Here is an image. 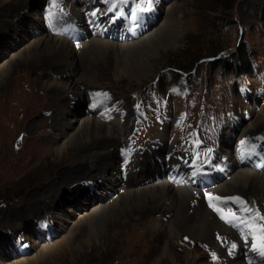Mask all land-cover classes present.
Wrapping results in <instances>:
<instances>
[{"label": "rangeland", "instance_id": "obj_1", "mask_svg": "<svg viewBox=\"0 0 264 264\" xmlns=\"http://www.w3.org/2000/svg\"><path fill=\"white\" fill-rule=\"evenodd\" d=\"M103 1L94 2L100 8L98 13L101 14L107 11ZM78 2L81 3L82 0H63L74 20L78 22L84 18L93 20L87 8L79 17L72 15L74 5L71 3ZM124 3L134 4V1L126 0ZM169 3L177 7L176 17L180 22L182 37L176 44L159 52L153 63L155 71L159 73L142 81L141 84L113 82L110 76L100 79L101 85L107 88L108 93L110 91L112 97L121 96L120 103L122 100L125 101L128 105L127 110L135 112L127 122L128 130L124 136L122 135L120 143L115 148L109 147L108 150L116 149L120 159L128 156L134 163L133 155L137 153L140 155L139 158H142L144 152L152 150V146L159 144L161 134L166 128L169 130L176 128L178 135L173 147L177 152L198 150L202 156L199 162L205 160L213 166L215 165L213 158L215 155L219 156V149L225 153L227 148H231L237 167L254 169L264 174V123L260 122L257 128L247 133H242L241 129L252 117L262 118L260 111L264 108V0H234L232 8L228 11L223 9L220 0H152L149 6L154 5V9L150 13L144 14L137 8L136 11L139 13L133 19L119 14L112 15L111 19L121 16L119 20L122 23L132 26L143 18H157L161 12L157 7L160 5L163 10ZM45 4L44 1L38 8L29 4L24 14L33 19L38 12L36 17L44 24L41 8L45 7ZM74 7L76 11V6ZM32 11H35L34 15L30 14ZM158 21L159 18L156 24ZM25 28L28 29L24 26ZM43 28L45 30H42V34L51 35L52 31H49L47 26ZM62 37L71 40L70 35ZM108 40L125 42L133 39L108 38ZM239 42L244 46L251 62L246 74H241L237 69L239 66L237 55H241L236 50ZM13 43L7 41L9 45ZM5 47L0 45L1 51ZM216 54L214 60L204 64ZM4 58L0 56V65ZM193 69H196L193 73L185 75ZM178 70L183 72L180 73ZM50 77L60 79L59 75H51L48 72L46 75L41 70H16L12 73L10 82L1 86L0 250L3 249L5 255L0 251V264L17 262L20 264L24 259L33 258L40 253L46 243L51 245L60 243L76 225L77 231L68 245L62 244L61 248L51 253H40L31 264H222L217 250L221 245L224 246L225 241L223 236L217 233L211 242L193 241L185 235L171 238L167 231L158 232L146 228L145 220L143 223L128 221L124 229L116 234L114 232L108 234L98 226L96 233L101 236L96 239L94 234L82 226L83 217L88 213L86 206L93 208L96 205V196H92L99 193V187L94 191L90 186L86 189L87 185L93 182L82 180L84 177H92L88 173H79L82 179L80 176L75 177L73 179L75 182L67 185L68 189L66 185L60 187L65 190L64 195L57 199L58 206L55 209L61 214V219L55 217V225L60 227V231L50 239L45 238L46 221L50 217L45 210L41 213L39 209H34L26 197L53 182L61 170L67 169L71 173L70 170H73L72 164L67 167L65 156L58 157L57 131L50 127L51 118L47 125L43 124L38 131L36 128H29L30 123L41 125V117L48 118L54 115V108L47 95L45 96L44 89V84ZM83 95L81 103L85 104L88 100L86 95ZM85 107L83 113L86 115L99 117L98 119L104 123L109 122L104 118L105 115L102 114L103 117L95 112L94 107L89 105ZM230 124H233L231 142L225 138L226 127ZM255 131L259 133L251 135ZM241 141L246 143L241 144ZM253 145L256 147L253 148ZM208 149L212 151L208 152ZM224 157L222 154L219 161H223ZM167 160H172V155ZM86 162L89 168L94 163ZM129 168L123 175L122 183L129 179L128 175H132L130 172L136 171L137 175V171H140L139 167L132 171ZM174 169L181 171L179 166H175ZM207 172V179L218 178L217 173H209V170ZM186 173L193 179L204 176L200 172L194 173L190 166ZM139 176L142 177V174ZM135 178L130 185L138 183ZM75 186H80L82 196H88L86 201L71 193V188ZM240 193L246 195L241 191ZM110 194L108 199L114 200ZM74 195L77 198H74ZM241 199L246 202L245 205L252 215L259 212L264 216V199L259 201L252 196H242ZM75 200L80 201L82 205L76 204ZM235 205L241 211L240 201H236ZM22 220L23 223L20 225ZM106 222L110 224L109 221ZM260 222L264 224V221ZM60 224H64L66 228L62 229ZM121 232L124 234H119ZM243 233L245 229L234 235V243L241 242L245 245L241 246V249L245 250L249 244L246 240L252 241L253 238ZM18 237L27 238L31 249L26 247L22 253L13 257L6 253L5 248L7 245L15 247L18 244ZM231 244L227 243V248H230Z\"/></svg>", "mask_w": 264, "mask_h": 264}, {"label": "bare ground", "instance_id": "obj_2", "mask_svg": "<svg viewBox=\"0 0 264 264\" xmlns=\"http://www.w3.org/2000/svg\"><path fill=\"white\" fill-rule=\"evenodd\" d=\"M44 1L48 0H0V45L6 46V50L1 51L0 48V56L5 57L0 65V96L2 85L10 82L12 73L16 70H41L46 75L48 72L60 76V79L50 77L44 84L45 96L47 95L54 108V115L48 118L41 117V125L29 124L30 129L36 128L38 131L43 124L47 125L51 118L50 127L57 131L58 157L65 156L67 167L73 165V170H70L72 173L67 169L61 170L53 182L26 197L34 209H39L40 212L45 210L50 217L46 221L45 238L50 239L60 231V227L55 225V217L61 219V214L55 211L58 206L56 202L65 191L60 187L74 183L75 177L81 178L82 175L79 173H88L92 177L81 178L83 181L93 180L86 189L90 186L94 191L99 187V193L92 196H96V205L93 208L86 206L88 213L83 217L82 226L94 234L96 239L101 236L96 233L98 226L108 234L113 232L116 234L124 229L128 221L143 223L146 220V228L158 232L167 231L171 238L185 235L193 241L211 242L216 233L222 235L225 243L217 250L222 264H264V258L258 250H252L251 243L247 244V250L240 249L241 246H245L241 242L236 243L235 249L227 248V243H234V235L244 230V225L237 217H245L244 214H247L243 210L245 204L241 205L240 211L235 205L236 201L228 198L252 196L259 201L264 199V174L254 169L237 167L231 148H227L225 153L219 149V156L215 155L213 158L215 165L210 166L205 160L199 162L202 156L198 150L177 152L173 147L178 135L177 129L166 128L157 146H152V150L144 152L142 158H139L140 155L137 153L132 156L134 163L127 155H122L127 158L120 159L116 149L108 150L109 147L115 148L120 143L123 134L128 130L127 122L135 112L127 110L128 105L125 101L122 100L120 103L121 96L112 97L110 91L108 93L107 88L101 85L100 79L110 76L113 82L122 81L129 85L131 82L141 84L142 81L156 76L159 71H155L153 63L159 52L176 44L182 37L175 4L169 3L163 10L159 5L157 9L160 8L161 12L156 11L160 16L156 18V21L159 18L157 24L152 20L138 25L133 32L138 36H129L126 28L121 25L113 27L111 24L112 15L134 12L135 10L131 9L133 3L120 4L119 2L123 0H106L111 8L107 19H101V14H98V7L93 0L71 3L76 6V11L74 6L72 8V15L79 17L86 8L95 15L93 23L84 21L80 23L81 26L75 25L70 20V14L56 15L45 5L41 11L52 22L48 27L53 31L51 35H44L42 30H45L43 27L46 25L41 24L40 19L36 17L38 12L30 13L35 14L33 19L24 14L29 4L38 8ZM144 9L141 10L143 13H150L154 5ZM24 26L28 29H24ZM57 26L62 30H69L73 36L83 35L84 38L79 42L68 41L55 32ZM111 36L133 40L125 42L108 40ZM7 41L14 43L9 45ZM97 93L101 95H95ZM105 93L107 95H103ZM83 94L89 101L85 104L81 103ZM86 105L94 107L95 112L105 115L106 117L102 116L109 122H101L99 117L83 113ZM260 115L262 118L252 117L248 122L246 121L241 128L242 133L257 128L260 122L264 123V108L261 109ZM232 125L226 127L225 138L229 142L232 141L233 136ZM258 133L259 131H255L251 135ZM222 154L225 157L220 162ZM170 155L172 160H167ZM86 161L94 163L89 168ZM175 166H179L181 171L175 170ZM188 166L194 170V173L209 170V173H220V177L209 180L204 175L193 179L186 173ZM137 167L140 170L137 171V175H135L136 171L130 172L132 175H128L129 179L122 183L125 171L128 168L132 171ZM139 174H142V177ZM134 178L139 184L130 185ZM151 179L153 181H150ZM145 181L146 183H143ZM71 189L72 194H77L78 198L86 201L88 196L84 197L80 194V186ZM240 191L246 195H242ZM109 194L114 200L108 199ZM77 196L73 197L77 198ZM216 197L220 199L217 200ZM75 201L79 206L82 205L80 201ZM252 216L257 218L256 214ZM159 218L160 222H158ZM106 221L110 224H106ZM236 222L239 227L233 226ZM22 223L23 220L20 225ZM258 223L261 224L260 221ZM60 225L61 228H66L64 224ZM77 227L76 225L62 238L61 244L46 243L40 253H51L61 248L62 244L68 245ZM255 232L259 236L260 229L256 228ZM119 234L122 235L124 232ZM39 237L43 238V236ZM255 242L259 245L258 239ZM26 247H29L27 238L18 237V244L15 247L7 245L5 250L7 249L6 253H10V256L15 257ZM0 251L5 255L3 249ZM40 253L31 259L22 260L20 264L35 262Z\"/></svg>", "mask_w": 264, "mask_h": 264}, {"label": "snow or ice", "instance_id": "obj_3", "mask_svg": "<svg viewBox=\"0 0 264 264\" xmlns=\"http://www.w3.org/2000/svg\"><path fill=\"white\" fill-rule=\"evenodd\" d=\"M146 3H151L152 0H145ZM147 10V9H144ZM95 95H101L100 93H97ZM103 95H107L106 93ZM139 108V105L137 106ZM257 139H261V138H257ZM246 141H241V144H245ZM256 146L253 145V148H255ZM211 149H208V152H211ZM215 199L219 200L220 197H216ZM228 199H232L235 201H240L241 204H246L245 201H243L240 197H231ZM247 215L245 217H237L238 220H240V223L244 225V229H245V233L246 235H250L252 236V241H248L246 240V243H251V248L252 250H258L259 254L261 255V257H264V224H259L258 221H264V216L260 215L259 212L256 213V217L258 218H253L251 211L249 208L245 207L243 209ZM248 221V222H246ZM233 226L239 227V225L237 224H233ZM259 228L260 229V234L259 236L256 235L255 229ZM259 240V245H257V243L255 242L256 240ZM237 247L236 243H232L230 245L231 249H235ZM230 254L231 251H230ZM213 258L215 259V254H213Z\"/></svg>", "mask_w": 264, "mask_h": 264}, {"label": "trees", "instance_id": "obj_4", "mask_svg": "<svg viewBox=\"0 0 264 264\" xmlns=\"http://www.w3.org/2000/svg\"><path fill=\"white\" fill-rule=\"evenodd\" d=\"M233 2H234V0H220V4L225 11H228L229 9L232 8ZM236 50L241 53L240 56L237 55L238 62H239V66L237 69H239V72L241 74H246L249 71V68L251 66V62L249 61V59L246 55V52H245L246 50H245L244 46H242V44L240 42H239V45L237 46ZM216 56H217V54L213 57H210L211 60H208L207 64H209V61L214 60ZM206 58L209 59V57H206ZM179 72L181 73L183 71L181 70Z\"/></svg>", "mask_w": 264, "mask_h": 264}]
</instances>
